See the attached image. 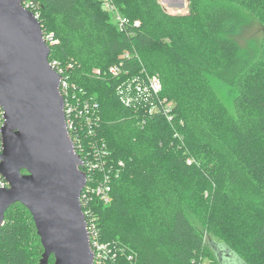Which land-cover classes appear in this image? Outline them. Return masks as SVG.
<instances>
[{
  "label": "trees",
  "instance_id": "16d2710c",
  "mask_svg": "<svg viewBox=\"0 0 264 264\" xmlns=\"http://www.w3.org/2000/svg\"><path fill=\"white\" fill-rule=\"evenodd\" d=\"M29 1L57 40L50 61L100 104L91 142L114 168L111 200L93 203L101 241L118 251L103 264H264V0H190L186 13L113 0L125 31L100 0ZM242 17L259 25L252 56L235 36ZM146 74L160 78L172 118L147 100L120 99L123 81ZM236 229L252 242H238ZM42 253L31 213L16 202L0 230V263L37 264Z\"/></svg>",
  "mask_w": 264,
  "mask_h": 264
},
{
  "label": "water",
  "instance_id": "95a60500",
  "mask_svg": "<svg viewBox=\"0 0 264 264\" xmlns=\"http://www.w3.org/2000/svg\"><path fill=\"white\" fill-rule=\"evenodd\" d=\"M44 34L21 0H0V173L9 183L0 188V230L7 209L21 202L43 247L37 264L51 256L55 264H95L81 206L87 174L66 126L62 75L51 65Z\"/></svg>",
  "mask_w": 264,
  "mask_h": 264
},
{
  "label": "built area",
  "instance_id": "2783aa9c",
  "mask_svg": "<svg viewBox=\"0 0 264 264\" xmlns=\"http://www.w3.org/2000/svg\"><path fill=\"white\" fill-rule=\"evenodd\" d=\"M25 9L32 11L35 17L40 16V12L33 6L29 0H21ZM104 8L111 12L117 21L118 27L124 30L129 27V20L122 15L113 0H100ZM135 26H140V21L135 20ZM131 31V30H130ZM133 32V31H131ZM49 45L57 42L53 33L44 34ZM123 58L129 59V54L125 53ZM61 75L60 90L64 97V112L68 132L74 142L77 153L81 156L83 164L82 170L87 174L86 185L81 194V206L87 222V231L89 234L91 248L94 252V263L103 264L106 261L114 260L118 254L117 247L111 243L103 242L100 238V228L97 223L93 202L108 203L111 200L110 193L112 189L113 166L106 171L105 157L108 155L103 146L92 144L94 136L100 122L99 101L93 96L88 95L82 88L77 87L75 82H71V77L66 75V69L60 66L57 60L50 61ZM110 71L114 75L121 72L120 66H113ZM130 74V73H129ZM131 75V74H130ZM79 89V90H78ZM162 90V82L157 75L146 74L145 77L135 76L134 79L128 77V81H123L119 85L117 93L121 100L131 104L138 99L149 101V111L155 112L163 109L169 118H172L170 103L166 98H159ZM4 110L0 107V151L3 150L2 128L4 126ZM122 165L123 163L120 162ZM103 173L101 178L96 179V171ZM9 187L8 181L0 173V188Z\"/></svg>",
  "mask_w": 264,
  "mask_h": 264
},
{
  "label": "rangeland",
  "instance_id": "374dc122",
  "mask_svg": "<svg viewBox=\"0 0 264 264\" xmlns=\"http://www.w3.org/2000/svg\"><path fill=\"white\" fill-rule=\"evenodd\" d=\"M162 4L168 10H171L172 13H177V12L186 13L188 11V1L187 0H181V3L176 5L179 9L177 7L176 8L170 7L169 8L168 6H172V5L170 3L168 4L167 2L166 3L163 2ZM172 8H173V10H172ZM238 22H239V24H238L239 27H238V30H237L235 36L238 37L239 45L241 46V51L246 56H250V55L252 56V54H254L255 51L259 50L260 38H261L260 29L258 27L259 25L255 21L247 19V17L240 18ZM219 91H220V94L222 95V97L224 98L225 101H228L230 99V95H229L228 91H226V92H224L223 90H219ZM248 223H250V222H248ZM196 224L199 226L198 228H202V224H200V223H196ZM232 235L234 236V238H237L238 242L240 240L242 241V238L244 237L245 239H247L245 241L246 243H248L249 241L251 243L253 240L254 234L251 237L249 236L247 238L248 234L245 231L241 234V230L239 231V229H236V230H234ZM249 244H245V245H249Z\"/></svg>",
  "mask_w": 264,
  "mask_h": 264
},
{
  "label": "crops",
  "instance_id": "0c3cea01",
  "mask_svg": "<svg viewBox=\"0 0 264 264\" xmlns=\"http://www.w3.org/2000/svg\"><path fill=\"white\" fill-rule=\"evenodd\" d=\"M170 11V10H169ZM171 12V11H170Z\"/></svg>",
  "mask_w": 264,
  "mask_h": 264
}]
</instances>
